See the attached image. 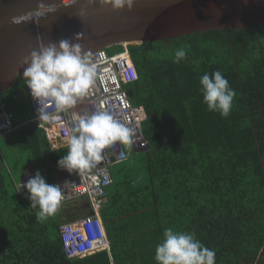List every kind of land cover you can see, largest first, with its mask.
<instances>
[{"label":"trees","instance_id":"trees-1","mask_svg":"<svg viewBox=\"0 0 264 264\" xmlns=\"http://www.w3.org/2000/svg\"><path fill=\"white\" fill-rule=\"evenodd\" d=\"M184 46L187 58L173 63ZM129 51L138 80L126 90L131 103L146 110L150 148L118 165L107 191L101 217L112 255L67 260L60 206L40 223L20 194L24 169L52 183L68 151L53 150L31 123L2 138L3 147L19 153L7 162L0 155V264H157L166 228L194 233L215 251L216 264H264V26ZM217 70L236 92L227 118L209 112L200 91L201 76Z\"/></svg>","mask_w":264,"mask_h":264},{"label":"water","instance_id":"water-1","mask_svg":"<svg viewBox=\"0 0 264 264\" xmlns=\"http://www.w3.org/2000/svg\"><path fill=\"white\" fill-rule=\"evenodd\" d=\"M261 26L264 0H134L131 10H114L101 0H0V96L22 84L33 50L78 33L76 42L89 56Z\"/></svg>","mask_w":264,"mask_h":264},{"label":"clouds","instance_id":"clouds-1","mask_svg":"<svg viewBox=\"0 0 264 264\" xmlns=\"http://www.w3.org/2000/svg\"><path fill=\"white\" fill-rule=\"evenodd\" d=\"M101 2L110 3L114 10L125 7L131 10L134 0ZM79 39L80 33L72 39H61L59 42L40 46L25 60L24 84L37 103L40 122L51 120L52 113L49 111L53 109L55 112H62L73 108L94 83L96 67L76 42ZM187 51L188 46L175 50L173 63L179 64L185 60ZM199 83L207 110L218 112L222 118H227L236 96L228 80L217 70L202 75ZM130 137L131 130L110 113L83 112L78 115V124L67 141V154L58 160V168L79 174L100 161L106 148L116 142L128 144L131 142ZM21 187L29 194L31 209L36 210L38 222L43 223L58 211L64 195L63 186L46 183L37 171L26 183H20V189ZM215 257V251L204 246L195 238L194 233L166 228L162 242L156 246L154 259L157 264H216Z\"/></svg>","mask_w":264,"mask_h":264},{"label":"built area","instance_id":"built-area-1","mask_svg":"<svg viewBox=\"0 0 264 264\" xmlns=\"http://www.w3.org/2000/svg\"><path fill=\"white\" fill-rule=\"evenodd\" d=\"M120 47L122 52L117 54L97 51L88 56L90 62L96 67L94 83L73 108L62 112H55L54 109L49 111L52 113L49 121L40 122L38 120L37 103L27 88L35 113V118L31 123L39 124L54 147L68 146V138L74 133L78 124V115L83 112L106 111L131 130L130 143L112 144L103 151L102 159L95 162L90 169L82 170L79 174L73 172L70 177L53 183L63 186L64 195L60 206L84 202L83 209L88 211L87 216L60 226L61 243L66 258L70 261L104 251L112 255V247L102 221L101 209L108 202L107 191L114 184L113 168L126 163L133 152L143 153L149 149L144 133V124L148 119L146 110L143 106L133 105L126 90L127 86L138 80V72L129 51L130 46ZM15 129L13 115L8 112L6 105L0 100V139L13 133ZM34 175L32 168L24 169L21 185ZM20 183L18 189H20ZM19 192L28 199L29 194L26 189L21 187Z\"/></svg>","mask_w":264,"mask_h":264},{"label":"rangeland","instance_id":"rangeland-1","mask_svg":"<svg viewBox=\"0 0 264 264\" xmlns=\"http://www.w3.org/2000/svg\"><path fill=\"white\" fill-rule=\"evenodd\" d=\"M106 51L109 54H117L122 52L121 47L112 48ZM26 88H27L26 85L24 84V82H22V84L13 88L10 92L6 94H2L0 96V100L1 102H3V104L6 105L8 112L13 115V118L15 116L16 122H22L24 119L23 116L25 114H29V115H31V113L33 114L32 102L30 100V96ZM33 116L34 114L32 115V117ZM3 143H5V140L3 139L0 140V147ZM116 167L113 168V175L114 172L116 171ZM83 206H84V202H80V203L76 202L65 207L60 206L61 212H63V214L61 213L62 225L66 223L75 222L77 219L87 216L88 211L84 210Z\"/></svg>","mask_w":264,"mask_h":264},{"label":"crops","instance_id":"crops-1","mask_svg":"<svg viewBox=\"0 0 264 264\" xmlns=\"http://www.w3.org/2000/svg\"><path fill=\"white\" fill-rule=\"evenodd\" d=\"M27 89V88H26ZM10 92V91H9ZM29 94V93H28ZM30 96V95H29ZM30 100H31V98H30ZM32 102V101H31ZM32 107H33V113H34V105H33V103H32ZM32 113H31V115H29V114H25L24 116H23V121L22 122H16L15 121V116H14V118H13V125H14V127L16 128L15 129V132L16 131H19V130H21L22 128H24L25 126L27 127V125H29V124H31V121L34 119V116H35V113H34V116L32 117ZM38 124V123H37ZM38 126H39V124H38ZM40 127V126H39ZM41 129V128H40ZM42 131H44V130H42ZM14 132V133H15ZM13 134V133H12ZM44 136L46 137V134H45V132H44ZM46 139H47V137H46ZM48 140V139H47ZM48 142L50 143V146H51V148L53 149V150H58V149H60V148H62V147H66V146H57V147H54L52 144H51V142L48 140ZM68 147V146H67ZM3 148H5V147H3L2 145H1V147H0V155H1V158H3V157H5V158H3V160H5L6 161V159L8 160V159H10L11 157H12V155L13 154H15V155H18V149H17V147H15V146H11V147H7V148H5V150H6V152H5V154H3ZM7 157V158H6ZM7 162V161H6ZM33 171H34V169H33ZM35 172V171H34ZM36 173V172H35ZM73 174V172L72 173H69V172H67V171H65V170H61V169H58V171H56L55 172V174H54V181L52 182V183H49V184H53V183H55L56 181H58V180H62V179H64V178H68V177H70L71 175ZM80 203V202H79ZM60 209V208H59Z\"/></svg>","mask_w":264,"mask_h":264},{"label":"bare ground","instance_id":"bare-ground-1","mask_svg":"<svg viewBox=\"0 0 264 264\" xmlns=\"http://www.w3.org/2000/svg\"><path fill=\"white\" fill-rule=\"evenodd\" d=\"M63 207H65V206H63Z\"/></svg>","mask_w":264,"mask_h":264}]
</instances>
